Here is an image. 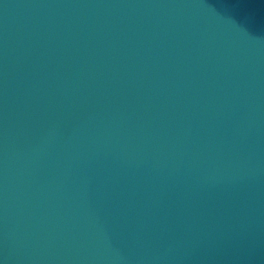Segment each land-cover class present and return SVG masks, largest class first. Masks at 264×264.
Segmentation results:
<instances>
[{"label":"water","instance_id":"water-1","mask_svg":"<svg viewBox=\"0 0 264 264\" xmlns=\"http://www.w3.org/2000/svg\"><path fill=\"white\" fill-rule=\"evenodd\" d=\"M0 264H264V0H0Z\"/></svg>","mask_w":264,"mask_h":264}]
</instances>
